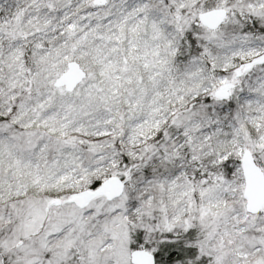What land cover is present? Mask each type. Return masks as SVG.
<instances>
[{
  "label": "snow or ice",
  "instance_id": "snow-or-ice-1",
  "mask_svg": "<svg viewBox=\"0 0 264 264\" xmlns=\"http://www.w3.org/2000/svg\"><path fill=\"white\" fill-rule=\"evenodd\" d=\"M0 264H264V0H0Z\"/></svg>",
  "mask_w": 264,
  "mask_h": 264
}]
</instances>
